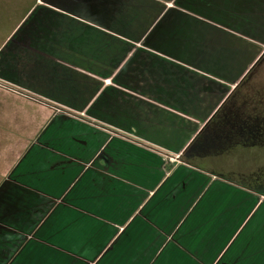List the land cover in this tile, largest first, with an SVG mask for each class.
Here are the masks:
<instances>
[{
  "label": "crops",
  "instance_id": "1",
  "mask_svg": "<svg viewBox=\"0 0 264 264\" xmlns=\"http://www.w3.org/2000/svg\"><path fill=\"white\" fill-rule=\"evenodd\" d=\"M263 53L264 0H36L0 45V110L42 122L0 171V264H264L258 177L199 148Z\"/></svg>",
  "mask_w": 264,
  "mask_h": 264
},
{
  "label": "rangeland",
  "instance_id": "2",
  "mask_svg": "<svg viewBox=\"0 0 264 264\" xmlns=\"http://www.w3.org/2000/svg\"><path fill=\"white\" fill-rule=\"evenodd\" d=\"M35 2L36 0H0V45ZM12 102H15L14 99L9 98V103ZM1 107L0 101V109ZM34 107L37 106L34 105ZM223 107L222 112L208 127L206 135L202 136L199 148L205 152L209 151L211 155L215 153L209 159L214 161V164H209L210 168L213 167L212 169L223 177H231L237 184L245 183L237 172L245 175V173L251 174L253 170L258 179H251V184L254 190L264 194V136L259 132L264 130V124L255 122V117L258 116L257 120L260 121L261 116L264 115V53L243 78L236 93ZM10 109L14 110L16 116L5 115V111L0 110V114H4V116L0 115V171L4 169V164L10 161L8 158L13 159L11 150L15 149L16 156L20 149L12 146H17L20 143L19 140L22 141L28 136L34 137L42 124L41 122L37 126L34 116H29L30 128L23 136V133H18L14 128L13 122L19 123L18 121L25 119V116L21 113L17 114L14 107ZM47 111L50 110L47 109ZM49 118L48 115L47 119ZM21 130L27 131V129ZM225 151L228 153H224ZM200 166L207 168L206 165Z\"/></svg>",
  "mask_w": 264,
  "mask_h": 264
},
{
  "label": "trees",
  "instance_id": "3",
  "mask_svg": "<svg viewBox=\"0 0 264 264\" xmlns=\"http://www.w3.org/2000/svg\"><path fill=\"white\" fill-rule=\"evenodd\" d=\"M229 100V99H228ZM228 100L224 103V105L223 106H225L226 104H227V102H228ZM258 117V116H257ZM257 117H255L256 119H255V122H257V123H259L260 125H263L264 124V115H262L261 117H262V120H260V121H258L257 120ZM250 121V120H249ZM259 126V125H258ZM260 132V134L262 135V136H264V130H260L259 131Z\"/></svg>",
  "mask_w": 264,
  "mask_h": 264
}]
</instances>
